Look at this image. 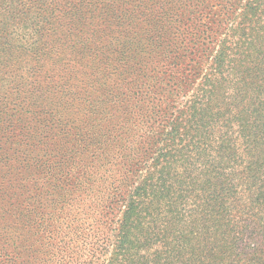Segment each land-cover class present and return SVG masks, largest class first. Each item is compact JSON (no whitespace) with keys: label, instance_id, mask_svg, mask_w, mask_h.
<instances>
[{"label":"trees","instance_id":"obj_1","mask_svg":"<svg viewBox=\"0 0 264 264\" xmlns=\"http://www.w3.org/2000/svg\"><path fill=\"white\" fill-rule=\"evenodd\" d=\"M0 0V264H264V0Z\"/></svg>","mask_w":264,"mask_h":264},{"label":"rangeland","instance_id":"obj_2","mask_svg":"<svg viewBox=\"0 0 264 264\" xmlns=\"http://www.w3.org/2000/svg\"><path fill=\"white\" fill-rule=\"evenodd\" d=\"M219 0H217L216 2H218ZM215 2V0H212V3Z\"/></svg>","mask_w":264,"mask_h":264}]
</instances>
